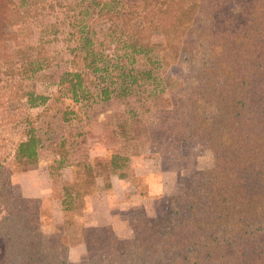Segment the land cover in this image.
<instances>
[{"label":"trees","instance_id":"obj_1","mask_svg":"<svg viewBox=\"0 0 264 264\" xmlns=\"http://www.w3.org/2000/svg\"><path fill=\"white\" fill-rule=\"evenodd\" d=\"M47 14L56 21L42 22ZM152 26L168 45L152 42ZM60 34L73 69L47 95L28 81L54 64L44 46ZM221 53L220 86L211 71ZM174 63L196 71L193 97L166 96L159 70ZM141 95L172 105V123L157 117L150 138L169 130L166 139L206 140L214 165L186 182L192 208L168 199L167 222L138 217L121 248L112 226L83 228L90 264H264V0H0L3 264H69L67 236L44 233L14 189V177L41 163L43 137L29 111L51 99L92 105ZM122 167L112 159L111 174ZM67 197L64 212L73 210Z\"/></svg>","mask_w":264,"mask_h":264},{"label":"rangeland","instance_id":"obj_2","mask_svg":"<svg viewBox=\"0 0 264 264\" xmlns=\"http://www.w3.org/2000/svg\"><path fill=\"white\" fill-rule=\"evenodd\" d=\"M55 21L53 14L42 19L48 24ZM155 27L152 26V42L158 47L168 45L162 31ZM33 30L35 41L38 29ZM64 36L60 34L58 41L44 46L54 64L28 81L32 88L47 95L57 94L60 76L73 69ZM223 55L213 60L216 66L211 71L220 86L225 66ZM159 75L169 84L167 97L174 95V101L193 97L195 70L174 63L161 68ZM144 97L113 98L92 105L67 98L51 99L47 108L29 111L43 137L41 163L14 177V189L38 211L44 233L67 236L71 246L69 264H90L82 232L85 227L112 226L121 248L124 241L135 237L138 217L146 215L157 223L167 222L168 199L182 196L186 208H192L194 200L184 196L186 182L214 165V155L206 140L179 142L176 132L166 139L169 130L159 140L150 138V124L160 123L157 117L172 123L167 114L172 105ZM65 108L68 113L63 120L61 112ZM112 159L123 165L116 172L119 179L111 174ZM64 197L73 210L63 211ZM104 220H110V224H104ZM4 242L0 238V264L4 261ZM51 262L50 256L47 263Z\"/></svg>","mask_w":264,"mask_h":264},{"label":"crops","instance_id":"obj_3","mask_svg":"<svg viewBox=\"0 0 264 264\" xmlns=\"http://www.w3.org/2000/svg\"><path fill=\"white\" fill-rule=\"evenodd\" d=\"M116 177L119 179V176H118V175H116ZM112 184H113V181H112ZM113 186H114V185H113ZM121 191H122V190L119 189V192H121ZM108 211H109V210H108ZM102 222H103L104 224H106V223H107V224H110V223H109L110 220H107V221L104 220V221H102Z\"/></svg>","mask_w":264,"mask_h":264}]
</instances>
